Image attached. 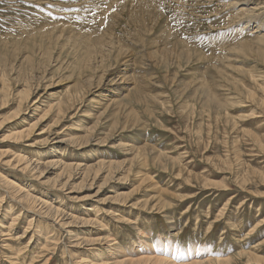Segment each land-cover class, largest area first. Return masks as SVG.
<instances>
[{
	"label": "rangeland",
	"instance_id": "obj_1",
	"mask_svg": "<svg viewBox=\"0 0 264 264\" xmlns=\"http://www.w3.org/2000/svg\"><path fill=\"white\" fill-rule=\"evenodd\" d=\"M245 4L247 9H241ZM259 4L261 0H0V182L9 177L24 192L68 213L74 206L72 212L81 217H95L86 212L98 205L96 214L106 231L88 234L81 233V226L73 228L86 237L107 233L118 242L111 251L102 242L92 252H71L72 235L65 228L51 216L23 212L14 196L19 194H9L1 185L0 198L7 203L0 230L10 232L16 212L23 220L13 238L0 235L6 241L0 244V264L121 261L136 256V250H158L159 238L180 246L178 258L192 256V245H204L209 255L204 252L203 258L258 264L236 255L242 250L264 256V244L253 247L264 240V148L254 139L264 145V55L258 51L264 49V5ZM245 43L248 48L235 51ZM212 100L220 106L212 107ZM61 103L65 111L59 114ZM35 124L28 139L12 137ZM55 131L60 138L77 140L60 146L53 140ZM124 142L138 149V158L133 151L125 153ZM157 152L177 166L171 159H156ZM18 153L37 161L31 168L41 166L36 172L14 168ZM55 160H61L57 169L44 164ZM99 160L118 164L98 168L95 180L94 169L80 191L75 188L82 178L77 170H62L68 162L92 165ZM40 172L47 174L39 179ZM72 174L76 179L71 178L72 187L65 192L52 188ZM46 179L51 185L43 183ZM119 193L126 199L114 200ZM83 195L95 196L75 198ZM156 199L167 202L165 210L152 208ZM144 202L150 206L131 205ZM116 207L122 210L119 217L133 224L102 215L111 216ZM32 214L35 236L30 232L17 238ZM254 227V235L239 243ZM41 233L51 236L52 245Z\"/></svg>",
	"mask_w": 264,
	"mask_h": 264
},
{
	"label": "bare ground",
	"instance_id": "obj_2",
	"mask_svg": "<svg viewBox=\"0 0 264 264\" xmlns=\"http://www.w3.org/2000/svg\"><path fill=\"white\" fill-rule=\"evenodd\" d=\"M261 5H264V0H261V4H259L258 6H261ZM257 6V7H258ZM264 8V6H262ZM241 8V7H240ZM252 8V7H251ZM262 8V9H263ZM241 9H244L246 10L247 9V4H245L244 6H242ZM259 9V8H258ZM247 12V11H246ZM245 12V13H246ZM244 13V12H243ZM249 14V12H247ZM255 13V12H254ZM248 25V24H247ZM261 28V26H260ZM259 28V29H260ZM259 29H257L256 31H259ZM255 31V30H254ZM258 33V32H257ZM260 34V33H259ZM257 35V34H256ZM256 37V36H254ZM256 41V40H255ZM246 46L248 48V44H243L241 47H238L237 49H235L236 52H240V51H244L245 50V47ZM253 49V48H251ZM259 53H261L262 55H264V49H258ZM128 62V61H127ZM126 62V64H127ZM107 79V78H106ZM47 91V90H46ZM39 93V92H38ZM209 93V92H208ZM207 93V94H208ZM35 94V93H34ZM209 95V94H208ZM245 95L246 96H254V93L253 92H245ZM26 96H28V94L26 92H23V97L26 98ZM40 100V99H39ZM201 100V99H200ZM206 100V99H205ZM208 102V101H206ZM209 104V103H208ZM34 105V104H33ZM211 105L212 107L215 106V107H218L220 106V104L217 102H215L214 100L211 101ZM57 106V105H56ZM222 106V104H221ZM51 107H53V105H51ZM64 106H62V103L60 105L57 106V110H58V113L59 114H62L64 113L65 109L63 108ZM35 108V107H34ZM37 108V107H36ZM220 111V110H219ZM30 114V113H29ZM221 117V116H220ZM46 119V118H45ZM46 121V120H45ZM43 123V122H42ZM1 126V124H0ZM36 126L35 125H31L30 128H25L23 130H20V131H15L13 134L12 137L16 138L15 141H18V140H23L24 138H29L32 134V130L34 129V127ZM40 127V126H39ZM2 128V127H1ZM39 131V130H38ZM42 133V131L40 132ZM60 133L61 132H53L51 134H53L55 136V138L53 139L54 141L58 142L60 144V146H66V145H69L70 141L72 143H74L75 141L74 140H77V139H64V138H60ZM250 133V132H249ZM49 139V138H48ZM254 139L256 140L258 146H260L261 148H264V145L262 144V141L261 139L257 138L254 136ZM89 141V140H87ZM79 143V142H78ZM88 143V142H87ZM71 144V143H70ZM122 147L124 148V150L126 151L125 153L126 154H130L132 153V151L134 152V155L136 158L139 157V151L136 152V148H134V146L131 144V143H128V142H124L122 143ZM18 149V148H17ZM169 150V149H168ZM154 151V150H152ZM162 157H165L167 159H171V157H167L166 154L164 153H160V152H157V155L155 156V158L161 160ZM16 163H13L14 165V168H20V171H26V170H33V172L37 171V168H39L41 166V163H37L36 165H34V168L31 166H33V163H36V162H33L31 161L30 159L27 160V157H25V155L23 154H17L16 155ZM170 160V161H171ZM60 161L61 160H55V161H51V162H45L44 164H53L55 166L54 169H57L59 166H60ZM172 163L175 164V166H177L176 164V161L175 160H172ZM32 164V165H31ZM118 164L114 161H105V160H99L97 161L95 164H92V165H82L81 164H75V163H66L63 165V172H67L68 169H76L77 172H76V175L77 177H82V178H79L81 181L77 184H79V186L75 187V188H79V191L83 188H81V184L83 183V185H85V183L87 182V178H88V174H90L92 171H94V169L96 170V174L94 176V180L96 179L95 177H97V172H98V168L101 169L102 166H113ZM23 167V168H22ZM82 168H85V169H82ZM53 170V167L51 166V168ZM104 169V168H103ZM129 169V168H128ZM109 170V169H108ZM23 171V172H24ZM48 171V170H47ZM51 171V170H50ZM71 172V170H70ZM45 174H47V172H40V176L38 177L39 179L41 177H43ZM180 174V173H179ZM178 174V175H179ZM9 175V174H8ZM75 175V176H76ZM91 175V174H90ZM264 176V174H262ZM108 178H111L112 175L110 174H107L106 175ZM190 176V174H189ZM73 174L72 175H68V178L67 180H65V182H61V183H56L55 182V186H53L52 188H55V190L57 192H65L66 190V187H70L71 185H69L71 182H72V179H76V177H73ZM72 178V179H71ZM38 179V180H39ZM105 179V178H104ZM107 179V178H106ZM90 180V179H89ZM92 180V182L94 181ZM146 179H143V182L145 181ZM90 182L89 183V187L93 185V183ZM23 183V182H22ZM45 184H49L51 185V179H46L45 182H43ZM2 185V187H4L5 189L7 188V190H5V192L7 191L9 194L13 192V190L15 191V193L19 194V195H14L16 198V201H18L20 204H22L23 206H21L23 208V212L24 211H32L34 214L38 216H41V217H45V218H48L49 216L53 217V221L60 227L62 226L63 228L66 229V231L68 233H70V235H72V245L69 246L71 248V252H75V253H78L80 254L81 251H85V252H89V250L94 251V246L97 245V244H100L102 242H105L106 243V248L107 250L111 251L115 244H117L118 242L116 241V239H113L110 235H107L106 234H100L98 236H93V237H86L84 235H81V233H85L87 231L88 234H92V232H94L93 230L96 229L97 233H99L100 231L102 230H105L106 231V225L100 220V215L99 214H96L97 210L99 209V206H94V205H91L90 209L88 212H86L87 214L91 211L92 213L95 212V217H91L89 216L90 214H88V218L86 217H81L79 215H76L74 212V206H69L68 208L71 210V213H68L66 212L64 209H60V207H56L54 206L52 203H49V202H46V200H44L42 197H38L37 195H32L29 191H26L24 192V187H22V185H18L16 183V181H14L13 179H10L9 177H4L3 179H1V182H0V186ZM87 185V184H86ZM72 187V186H71ZM83 187V186H82ZM100 188L98 189V192H100V190L102 189V185L99 186ZM74 186H73V189H75ZM70 191V190H69ZM72 191V190H71ZM122 193V192H121ZM42 194V193H40ZM118 196H116L114 198V200H117V201H122L123 199L122 198H125L124 196H122L120 193L117 194ZM5 196V195H4ZM75 196V195H74ZM78 196V195H77ZM95 196V195H94ZM93 195H83L81 197H75V198H79V199H89V198H92L94 197ZM2 198H0V214L2 215L1 211L3 210V206H5V204L7 203V201L5 200V197L1 196ZM98 202V200L96 201ZM154 202V203H153ZM150 203V205H152V208L153 209H158L159 211L163 208L165 210V208L167 207V202H162L158 199H156L155 201H153ZM156 202V203H155ZM12 203V202H11ZM82 203V202H81ZM99 203H103V202H99ZM98 203V204H99ZM84 205V204H83ZM131 205L135 206V207H140L142 208H146L150 205H148L146 202L144 203H132ZM160 205H165V206H160ZM227 206V205H226ZM8 207V206H7ZM5 208V207H4ZM72 208V209H71ZM93 209V210H92ZM111 209V208H110ZM125 209V208H124ZM130 209H134V207H131ZM227 210V208H225V210L223 211L222 213V216H224V212ZM11 211V210H10ZM73 211V212H72ZM84 211V210H83ZM121 211V212H120ZM129 211V209H128ZM153 210H151L150 212H152ZM104 211H102V215H104V217H109L108 219L112 222H117V219L118 218H123L124 222L126 223H129V224H133V221L130 220V218H125V217H119L122 213V210L119 208V207H116V208H113L110 210V213L112 214L111 216H107L106 213H103ZM149 212V213H150ZM77 213V212H76ZM83 213V212H82ZM8 214V213H7ZM12 214V213H11ZM34 214H32L33 216L30 218L29 220V223L27 225V228H25V231L21 234V235H17L18 237L17 238H24L26 234H29L30 232L32 234H30L32 237L35 236V234H33V231L36 229H34V220H35V216ZM78 214V213H77ZM80 214V213H79ZM13 215V214H12ZM100 216V217H99ZM230 216V215H229ZM9 217V216H8ZM23 217L22 213H17L16 212V215H13V218H12V222L10 223V228L12 229H8L10 232L8 233H5L7 229H5L4 231L5 232H2L0 230V235L1 237L3 236H8L9 239L13 238V236L16 234V228L18 229L19 226L18 224L19 223V220H23ZM1 218V217H0ZM11 218V217H10ZM50 218V217H49ZM227 218V217H226ZM43 219V218H42ZM5 220V219H4ZM8 220V219H7ZM38 220V218H37ZM41 220V219H40ZM107 220V219H105ZM43 221V220H42ZM40 221V223L42 222ZM109 221V222H110ZM121 221V220H120ZM107 222V221H106ZM137 222V221H136ZM36 223V222H35ZM49 223V222H48ZM54 223V224H55ZM8 225V224H7ZM44 225V224H43ZM41 226V225H40ZM39 226V227H40ZM47 226V224L45 225V227ZM50 225H48L49 227ZM76 226H81L82 229H81V233H78L76 232V230L73 228V227H76ZM2 227H4V225H2ZM44 227V226H43ZM8 228V227H7ZM258 227H254V229H251L250 231H248L247 233L244 234V236H242L240 238V240H238L239 243H241V241L243 240V238H247L249 237L251 234L252 236L254 235L253 233L257 230ZM41 231H39L40 233ZM238 232V231H237ZM77 233V234H76ZM103 233V232H102ZM109 233V232H108ZM235 234V233H234ZM42 235V233L40 234V236ZM115 235V234H114ZM118 234H116L117 236ZM113 236V235H112ZM30 237V236H29ZM42 237V236H41ZM51 237V236H50ZM50 237L49 235H46V236H43L42 238H44V242H49L50 240ZM116 238V237H115ZM40 239V238H39ZM38 239V240H39ZM53 239V238H52ZM119 239V238H117ZM31 240V239H30ZM33 240V239H32ZM2 241V243H1ZM5 239L3 240H0V244H4ZM13 241V240H12ZM24 241V240H23ZM37 241V240H36ZM6 242V241H5ZM146 242V241H145ZM23 243V242H22ZM21 243V244H22ZM31 243V241L29 242ZM38 243V241H37ZM53 244H55L54 242H52ZM20 244V245H21ZM34 244V243H33ZM44 245V243H41L40 245H43L44 247L47 246ZM51 244V243H50ZM264 244V240L260 241L258 244H254L253 247L258 248V246H261ZM27 245V244H26ZM52 245V244H51ZM121 245V244H120ZM143 245V244H142ZM158 245H159V249L154 251V250H148L147 248H143L142 251L140 250H136V253L135 255L136 256H129L127 255L126 257H124L123 259H121V261H117L115 259H109V258H101L99 260H97L98 262L95 261V263L93 264H231L235 259L232 257V258H211L209 256L203 258L205 256L204 252H207V255H209L208 251L207 250L208 248H206V246H201V247H198L197 245H192V247H190V254L192 256L190 257H182V258H178L179 261H175L173 258H172V255L176 254L175 252L179 249V247H177L175 244H166V241L163 240V239H160L158 240ZM35 246V245H34ZM50 246V245H49ZM102 246V245H101ZM118 245H116L117 247ZM2 247V246H1ZM6 247V246H5ZM13 247V246H12ZM25 247V246H24ZM72 247H75L74 249H72ZM7 248H10V247H7ZM26 248V247H25ZM53 247H50L49 249H51ZM56 248V247H55ZM118 248V247H117ZM17 249V248H16ZM30 249V248H29ZM43 249V247H42ZM2 250V249H1ZM5 250V249H4ZM7 250V249H6ZM25 250V249H24ZM46 251V248L44 249ZM140 251V252H139ZM1 252V251H0ZM17 252V251H16ZM23 252V251H22ZM135 252V251H134ZM142 252V253H141ZM20 253V252H19ZM43 253V252H42ZM141 253V254H140ZM17 254V253H16ZM139 254V255H138ZM212 254V253H211ZM19 255V254H18ZM81 256V255H80ZM237 257H241V256H246L248 258V261L252 262V263H258V264H264V256H261V255H255V254H252V253H249V252H244L241 250V252H239L237 255ZM23 257V256H22ZM10 260V259H9ZM16 260V259H15ZM14 260V261H15ZM18 261V259H17ZM16 261V262H17ZM48 262V261H47ZM13 263V261H12ZM46 263V262H45ZM16 264V263H14ZM30 264V262H29Z\"/></svg>",
	"mask_w": 264,
	"mask_h": 264
}]
</instances>
